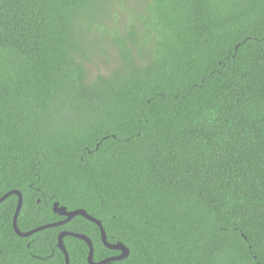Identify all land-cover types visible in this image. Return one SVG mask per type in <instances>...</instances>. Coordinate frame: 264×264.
Instances as JSON below:
<instances>
[{"label":"trees","instance_id":"trees-1","mask_svg":"<svg viewBox=\"0 0 264 264\" xmlns=\"http://www.w3.org/2000/svg\"><path fill=\"white\" fill-rule=\"evenodd\" d=\"M128 1L0 0V197L23 231L87 210L106 264H264V0ZM18 202L0 264L120 253L82 215L20 236Z\"/></svg>","mask_w":264,"mask_h":264},{"label":"water","instance_id":"water-1","mask_svg":"<svg viewBox=\"0 0 264 264\" xmlns=\"http://www.w3.org/2000/svg\"><path fill=\"white\" fill-rule=\"evenodd\" d=\"M11 194H17L19 197L18 206H17L16 212L14 215V219H13V225H14L16 232L20 236L29 237L37 231H40V230L48 228V227H54L57 225L65 224L66 222H69L70 220H72L75 216L82 215V216L86 217L87 219H89V220H91V221H93L99 225V227L101 229L102 240L108 248L120 251V253L118 255H114V256L102 259L100 261H95L94 260V244H93L92 239L84 233L64 230V231L60 232V234H59L58 245H59L60 249L63 251V253L65 254L66 264H70L69 253H68V250H67L65 243H64V237L67 235L78 237L80 239L85 240L88 243V246H89L88 261L90 264H106V263H110L112 261L125 259L126 257L129 256L130 248L126 244H124L121 241L116 242V243H112L108 240L106 229H105V227H104V225L100 219L89 214L88 211L83 209V208L68 210V208L66 206L61 205L60 202H58V201H56L54 203V211L59 213L62 216H65V219L58 221V222L44 224V225L38 226V227H36L32 230H28V231L21 230L19 228V225H18V217H19L22 205H23V194H22V192L18 189L10 190L0 197V203L3 202L5 199H7Z\"/></svg>","mask_w":264,"mask_h":264},{"label":"rangeland","instance_id":"rangeland-1","mask_svg":"<svg viewBox=\"0 0 264 264\" xmlns=\"http://www.w3.org/2000/svg\"><path fill=\"white\" fill-rule=\"evenodd\" d=\"M133 2H134V0H129V1H128V3H129L130 5L133 4ZM118 13L121 15V10H118ZM109 53H115V54H116V52H115L114 49H111V50L109 51ZM114 62H115V63H114ZM115 64H116V61H111V60L109 59V62H107V63H105L104 61H102V66H100V68H101L103 71H105V70L111 69L112 66L115 65ZM89 67H90V69H91V71H89V72H90V75L93 76V75L96 73V71L98 70V68H97V66H94V65L91 64V63H89Z\"/></svg>","mask_w":264,"mask_h":264}]
</instances>
